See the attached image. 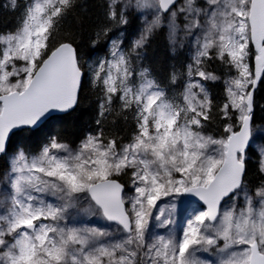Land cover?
Here are the masks:
<instances>
[{
  "label": "snow or ice",
  "instance_id": "1",
  "mask_svg": "<svg viewBox=\"0 0 264 264\" xmlns=\"http://www.w3.org/2000/svg\"><path fill=\"white\" fill-rule=\"evenodd\" d=\"M11 8L0 264H264V0H98L90 43L104 54L89 60L80 0ZM161 37L166 75L149 56ZM87 92L94 127L41 131Z\"/></svg>",
  "mask_w": 264,
  "mask_h": 264
},
{
  "label": "trees",
  "instance_id": "2",
  "mask_svg": "<svg viewBox=\"0 0 264 264\" xmlns=\"http://www.w3.org/2000/svg\"><path fill=\"white\" fill-rule=\"evenodd\" d=\"M80 3L87 8V12H82L78 8L77 15L83 17L87 31H85L81 36L77 37V42L80 45V53L83 60H89L90 55L94 59L96 56L104 54V52L99 50L91 51L90 43L91 24L93 23V20L90 19V17L94 18L96 15H98V0H80ZM0 5H7L6 0H0ZM18 13L19 10H13L11 5H8L7 8L0 6V26L7 25L8 27H11L15 23ZM71 26L72 28L76 27V19H72ZM97 49H99V46H97ZM149 56L154 70L159 72L161 75H166L168 71V65L175 62L172 59L171 53L168 50L166 41L163 37L153 42L152 47L149 50ZM221 87V85L217 84L214 86V90L220 91ZM256 98L261 105H264V87L258 90ZM95 118V99L91 92H87L86 94L82 95L80 103L74 111H71L66 116L58 117V119L48 121L41 131L45 132L49 129H52L53 127L67 126L69 131L78 132L86 130L89 127H94ZM256 121H259L260 124L264 126V111H261L260 108H257ZM30 135L31 134L25 130L23 132L17 133L13 140L21 141ZM252 160L253 163H255L257 156L253 155Z\"/></svg>",
  "mask_w": 264,
  "mask_h": 264
},
{
  "label": "rangeland",
  "instance_id": "3",
  "mask_svg": "<svg viewBox=\"0 0 264 264\" xmlns=\"http://www.w3.org/2000/svg\"><path fill=\"white\" fill-rule=\"evenodd\" d=\"M6 4L11 5V0H6ZM256 124L262 128L259 121H256ZM256 143H257V145H264V134H260V133L256 134Z\"/></svg>",
  "mask_w": 264,
  "mask_h": 264
}]
</instances>
